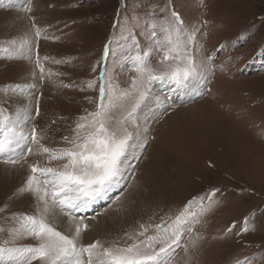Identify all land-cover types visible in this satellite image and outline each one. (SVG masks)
I'll list each match as a JSON object with an SVG mask.
<instances>
[{"label":"rangeland","instance_id":"rangeland-1","mask_svg":"<svg viewBox=\"0 0 264 264\" xmlns=\"http://www.w3.org/2000/svg\"><path fill=\"white\" fill-rule=\"evenodd\" d=\"M165 28L173 39V28L182 41L192 37L187 50L197 74L180 88L151 83L135 123L127 125L132 138L113 196L87 216L89 229L78 243L130 244L127 234L140 225H152L153 234L162 218L171 223L187 206L199 219L191 235L200 239L192 247L185 234L171 264H264V0H0V110L14 117L29 90L26 77L34 78L25 131L34 126L42 137L16 164L0 156V227H14L13 215L36 213L35 196L20 192L30 165L63 163H49L39 146L70 147L64 137L71 139L80 117L96 110L105 70L118 91L130 89L138 75L137 55L150 53L157 73L169 70L174 62L161 63L164 49L156 44L166 41ZM25 39L31 60L22 55ZM7 238L0 233V242ZM37 243L25 236L15 246Z\"/></svg>","mask_w":264,"mask_h":264},{"label":"snow or ice","instance_id":"snow-or-ice-1","mask_svg":"<svg viewBox=\"0 0 264 264\" xmlns=\"http://www.w3.org/2000/svg\"><path fill=\"white\" fill-rule=\"evenodd\" d=\"M173 24H178V20L173 21ZM172 31L176 32L175 39L165 28L166 41L156 42L159 49H164L161 63L169 60L174 62L169 70L157 73L150 66V53L137 55L132 58V64L138 75L133 77L130 89L119 91L108 82L105 70L99 78L101 86L96 110L80 117L71 139L64 137L70 147L50 149L39 146L38 152L47 154L49 163H63L58 167L43 168L38 164L30 165L32 174L20 192L35 196L37 210L34 215L10 217L14 227H0V233L7 232L8 237L0 242V264H33L34 261L40 264H171L172 252L175 251L173 246H181L185 234L189 235L192 247L196 246L200 237H192L191 234L199 219L196 213L187 210V206L171 223L162 218L161 223L154 226L153 234H148L152 225H140L135 235L127 234V239L132 241L130 244L104 246L99 240L87 246L78 243L89 225L85 223L87 217L77 214L87 212L93 204L106 199L118 180L122 158L132 138L127 125L135 123V114L148 95L151 83L167 82L180 88L197 74V67L187 50L192 37L182 41L179 29L173 28ZM40 35V29L36 28L35 36ZM20 47L25 50L22 53L24 58L31 60L33 49L30 42L25 39ZM40 61L37 55L35 64L43 74L44 68ZM52 74L49 72L48 75ZM94 85L95 81L88 83L89 88ZM36 114H39L38 107ZM31 119L27 110L18 111L14 117L0 110V156L7 157L6 163H18L25 159V153H32L31 145H39L42 137L38 138L37 129L33 126L29 132L25 131ZM247 223L245 218V227L242 229L245 232L248 231ZM61 227L64 231L60 230ZM231 230L230 227L228 231ZM25 236L32 237L38 243L31 247H16L15 241ZM183 247L187 253L188 247Z\"/></svg>","mask_w":264,"mask_h":264},{"label":"bare ground","instance_id":"bare-ground-1","mask_svg":"<svg viewBox=\"0 0 264 264\" xmlns=\"http://www.w3.org/2000/svg\"><path fill=\"white\" fill-rule=\"evenodd\" d=\"M24 84L27 85V88H29V90L28 91H23V94H22L23 96L19 99L20 101H19V104H18L17 112L18 111H21V110H27V112L31 116L32 111H34L33 110V107H34V101H35V95H34V92L33 91L36 90V88H37V82H36V80L34 78L32 79L30 77H26ZM186 88H188V87H186ZM186 97H187L186 95H184L182 97H179V95H175V96L172 97V99L173 100H181V99H186ZM138 148H140V147H138ZM111 190H112V188H111ZM108 199H110V194L109 193L107 194V198L106 199H103V201H108ZM36 204L38 205V201L36 202ZM60 229H63L64 230L63 227H61Z\"/></svg>","mask_w":264,"mask_h":264}]
</instances>
